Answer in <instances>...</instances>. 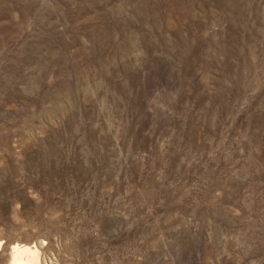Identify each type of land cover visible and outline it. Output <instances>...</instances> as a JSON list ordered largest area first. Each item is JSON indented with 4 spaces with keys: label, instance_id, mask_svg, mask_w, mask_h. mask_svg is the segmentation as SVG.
Here are the masks:
<instances>
[{
    "label": "rangeland",
    "instance_id": "obj_1",
    "mask_svg": "<svg viewBox=\"0 0 264 264\" xmlns=\"http://www.w3.org/2000/svg\"><path fill=\"white\" fill-rule=\"evenodd\" d=\"M264 264V0H0V264Z\"/></svg>",
    "mask_w": 264,
    "mask_h": 264
},
{
    "label": "bare ground",
    "instance_id": "obj_2",
    "mask_svg": "<svg viewBox=\"0 0 264 264\" xmlns=\"http://www.w3.org/2000/svg\"><path fill=\"white\" fill-rule=\"evenodd\" d=\"M10 264H40L37 247L31 244H13Z\"/></svg>",
    "mask_w": 264,
    "mask_h": 264
}]
</instances>
